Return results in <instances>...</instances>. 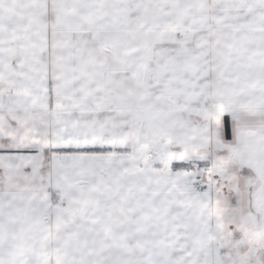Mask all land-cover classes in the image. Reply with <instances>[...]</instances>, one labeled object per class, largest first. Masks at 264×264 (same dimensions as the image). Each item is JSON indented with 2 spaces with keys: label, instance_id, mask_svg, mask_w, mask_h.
I'll list each match as a JSON object with an SVG mask.
<instances>
[{
  "label": "snow or ice",
  "instance_id": "6c2138e0",
  "mask_svg": "<svg viewBox=\"0 0 264 264\" xmlns=\"http://www.w3.org/2000/svg\"><path fill=\"white\" fill-rule=\"evenodd\" d=\"M0 264H264V0H0Z\"/></svg>",
  "mask_w": 264,
  "mask_h": 264
}]
</instances>
